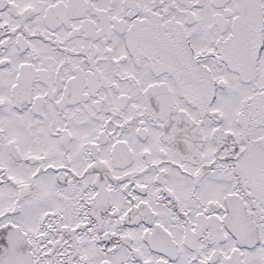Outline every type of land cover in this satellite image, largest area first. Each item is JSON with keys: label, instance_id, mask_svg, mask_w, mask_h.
<instances>
[{"label": "snow or ice", "instance_id": "obj_1", "mask_svg": "<svg viewBox=\"0 0 264 264\" xmlns=\"http://www.w3.org/2000/svg\"><path fill=\"white\" fill-rule=\"evenodd\" d=\"M0 264H264V0H0Z\"/></svg>", "mask_w": 264, "mask_h": 264}]
</instances>
